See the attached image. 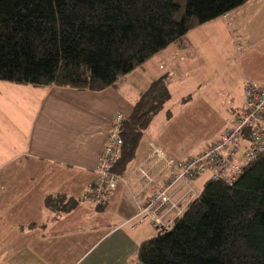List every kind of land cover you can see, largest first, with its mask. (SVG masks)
I'll return each mask as SVG.
<instances>
[{"label":"crops","instance_id":"0c3cea01","mask_svg":"<svg viewBox=\"0 0 264 264\" xmlns=\"http://www.w3.org/2000/svg\"><path fill=\"white\" fill-rule=\"evenodd\" d=\"M224 43L228 48L214 67L218 57L201 59L200 47H209L206 55L211 56L217 53L213 45L220 49ZM177 48L183 59L173 57ZM163 60L166 67L160 65ZM162 74L168 88L186 93L193 92L192 85H207V95L229 102L225 126L211 133L218 137L243 105V82L264 84V0H248L190 29L101 90L0 80V264H139L140 242L164 229L149 219L138 220L139 206L151 189L137 167L149 170L158 187L169 170L156 156L147 157L151 145H159L172 158L203 150L210 138L200 142L204 136L199 137L195 120L204 111L215 113L206 105L209 96L199 94L177 113L163 108L153 117L121 175L124 179L101 208L80 200L58 214L45 208L44 198L81 195L96 177L115 115L128 116L139 93ZM172 198L189 201L186 185H175Z\"/></svg>","mask_w":264,"mask_h":264},{"label":"trees","instance_id":"16d2710c","mask_svg":"<svg viewBox=\"0 0 264 264\" xmlns=\"http://www.w3.org/2000/svg\"><path fill=\"white\" fill-rule=\"evenodd\" d=\"M246 1L0 0V80L101 90L190 29ZM170 97L162 74L122 116L114 173L125 172ZM80 200L49 194L44 206L61 214ZM136 256L139 264H264V156L250 161L232 184L208 179L170 228L140 242Z\"/></svg>","mask_w":264,"mask_h":264},{"label":"built area","instance_id":"2783aa9c","mask_svg":"<svg viewBox=\"0 0 264 264\" xmlns=\"http://www.w3.org/2000/svg\"><path fill=\"white\" fill-rule=\"evenodd\" d=\"M173 57L183 59L180 49L173 52ZM163 60L161 67H166ZM167 79V77H166ZM243 105L237 110L231 124L210 141L198 154L183 158L169 157L159 145H151L147 157L156 156L164 162L169 175L156 187L155 178L149 170L137 167L145 186L151 189L139 206V221L149 219L153 225L166 230L174 218L180 215L189 201L197 195L191 180L203 173L210 178L232 184L246 165L259 156H264V84L253 81L243 82ZM122 115L117 113L111 123L101 155L96 165V177L87 184L80 195L81 200L93 204H105L123 176L112 171V166L119 153L121 139L118 136ZM184 184L189 192V201L179 203L172 198L175 185ZM174 212L172 217L169 213Z\"/></svg>","mask_w":264,"mask_h":264},{"label":"rangeland","instance_id":"374dc122","mask_svg":"<svg viewBox=\"0 0 264 264\" xmlns=\"http://www.w3.org/2000/svg\"><path fill=\"white\" fill-rule=\"evenodd\" d=\"M213 47L215 48L217 53L216 54L212 53L211 56L208 55V54L206 55V53L208 52L207 50L209 49V47H207L206 45H203L202 47H200L201 59H203V61H205V57H206V59H208L209 57H214V60L218 57L217 61L215 62V64H213V61H211L209 63L207 62V64L209 66L213 64L211 67H214L219 62V60L223 57L222 50H226V48H228V44L224 43L223 45H221L220 49L217 47V45H213ZM186 53L188 54V50L186 51ZM201 59L197 58L198 61H200ZM208 71L211 72V70H208ZM203 79H205V78H203ZM187 83H188V81H186L183 86H185ZM206 86H202V88H200V87L198 88V87H195V86L192 85L193 88H189V89L192 90L193 92L183 93L181 88L176 89L177 87H174V86L170 85L169 89L171 91V97H170L169 101L166 103L164 108H171L172 110H174L177 113L185 105L190 103L193 100L194 96H195L194 101L197 99L196 96L199 95V94H201L203 97L206 96L208 94V89H207ZM181 96H186L187 98L186 97L184 99L180 98ZM207 96H209L208 99L212 103L211 102H207L206 105L210 106L212 112H215V113L209 114L208 112L204 111L203 113H201L202 115L199 116L195 120V126L198 129L199 137L204 136V138H202L200 140V142L203 144L207 138H210L207 141L206 145L210 141L215 139V137H216V136L213 137V135H211V133L214 131V128L218 127V129H220V127H221V129H222L225 126L226 121H227V117H228V114L226 112V108L225 107L228 106V103H229L227 100L226 101L224 100V97L216 99V98H214V97H212L210 95H207ZM216 107H217V109H216ZM159 114L161 115V112L158 113V115ZM194 151L195 150H193L192 152H194ZM187 156H189V155H187ZM208 179H210L209 173H203V174L198 175V176H196L194 178V181L191 182V184L194 187L196 193H200L202 191V189L204 187V184H205V182ZM158 233H161V232H158ZM158 233L154 234V236L158 235Z\"/></svg>","mask_w":264,"mask_h":264}]
</instances>
